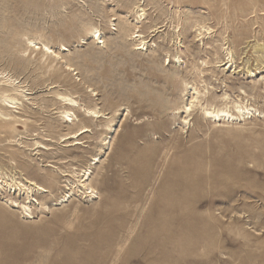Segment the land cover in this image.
I'll return each mask as SVG.
<instances>
[{"label": "rangeland", "instance_id": "1", "mask_svg": "<svg viewBox=\"0 0 264 264\" xmlns=\"http://www.w3.org/2000/svg\"><path fill=\"white\" fill-rule=\"evenodd\" d=\"M135 4L146 11L136 24ZM202 17L213 27L205 45L187 24ZM134 26L143 49L127 37ZM23 35L63 58L21 52ZM224 36L235 71L217 67ZM254 38L264 43V0H0V90L24 92L16 122L0 117V166L49 190L28 217L24 195L0 189V264H264V67L244 49ZM247 58L255 77L242 69ZM182 80L258 111L215 121L197 109L184 124L173 110ZM56 93L79 102L90 131L78 145L65 133L79 121L62 122ZM94 106L108 119L86 120ZM85 168L94 196L65 187Z\"/></svg>", "mask_w": 264, "mask_h": 264}, {"label": "bare ground", "instance_id": "2", "mask_svg": "<svg viewBox=\"0 0 264 264\" xmlns=\"http://www.w3.org/2000/svg\"><path fill=\"white\" fill-rule=\"evenodd\" d=\"M133 10L136 13V19L134 21L135 24L138 23L139 20L145 18L144 16L146 14V11L144 10L143 7H141L138 4H135V6L133 7ZM212 16H213V12H212ZM205 21H206V17H202L201 19L195 18L194 20H190L187 22L188 28L194 30V33H195L194 37L195 36L198 37L197 38L198 41L199 40L202 41V44L204 45L205 43L203 42V38L205 36H209V34L213 31L212 30L213 27L210 24L209 25L206 24ZM137 27L138 26H134V29L132 31L126 30L127 31L126 34H127V37L130 36V39H132V41L133 40L135 41L134 46L136 47V49H143L146 46L147 41L138 32L139 29H136ZM86 31L89 35H91V38L97 41V42L95 41L96 43L98 44L104 43V41L101 40V37H100L101 32L98 27H95L92 25L86 28ZM22 39H23L24 49L21 50V52L27 51V50L34 52L35 50H37L38 53L40 54V57L47 58L48 56L52 54L53 59H55L54 57L60 58V59L63 58L57 52L52 50L49 43L44 42L35 36L33 37L24 36ZM174 39L176 40L177 43L181 42V39H179L178 34L175 35ZM222 41L223 43L219 45V49L225 55V62L219 63L217 67H223L222 71H225L226 69L228 71L229 70L235 71L238 68V66H236L235 64L236 52H234V50L231 48L228 38H225L224 36L222 37ZM231 43H233V41H231ZM245 44L246 45L244 46V49L249 46L250 48L253 49L254 53L255 52L260 53V54H257L260 58L259 63L256 61V63L254 64V69H260L261 67H264V65L261 66L262 62L264 61V43L258 42L254 38L253 40H246ZM145 49H147V47ZM215 52H216V49L215 47L212 46L209 53H213L216 55ZM173 57H174L173 59H175L174 62H178V63L182 62L180 54H176ZM248 60H249L248 58L244 60V63L242 64V67H243L242 69L244 68L246 69V73L249 74V77H255L256 71L252 67L247 65ZM64 65L70 71L73 70L70 63L67 60H65ZM200 72H203V70H201ZM5 80L11 84L14 82V79L11 78L10 76L5 78ZM261 80H263V77H261ZM256 82L257 81L254 82V88L257 87ZM181 83H183V86H184L181 92L185 91L184 93H182V96L184 97V99L182 100V105L179 107H174L173 110L181 109L180 111L175 112V116L179 114V112L185 114L184 116H182V118H180L182 119V123L184 124L187 123V120L189 116L192 114V111L197 110V109H199L203 117H209L211 119L213 118L215 121H220V120H223V121L225 120L234 121L235 120L236 121V120H240L241 117H244L245 114H250L252 111L256 113V111H258L254 108H251L250 106L243 104L242 102L231 99L229 95L225 92H223L220 95L211 93L209 96H205L203 92L201 93L198 90L197 86L194 83L190 85L186 83L184 80H182ZM261 89L263 91L261 96L263 97V100H264V86ZM90 91L93 92V90H90ZM20 92L22 93L23 91L19 90L18 87L5 88L3 90H0V104L2 105L3 109L7 111L6 114H2L0 112V117L3 118V120L12 121L14 123L16 122L15 118H18V117L14 113L15 111L20 110L23 105L21 98L18 96ZM56 96L59 98L60 101L63 102V107L58 110V116L60 117L62 122L66 123L67 125H71V126L76 125L75 121L76 120L79 121V120H78V116H76L75 114V111L79 107V102L73 99V97L69 95H65V94L61 95L59 93H56ZM216 101H218V103ZM230 108H233L235 111L238 112V114L236 115L233 114L230 111ZM83 112H84L86 120L90 122H94V119L95 120L96 119L100 120L101 118L108 119V118H105V114L97 106H94V108L85 107L83 109ZM109 121L111 120H108L106 122L107 125ZM79 125L80 126L78 127V129H76V131L65 133V135H68V136L66 137L65 135L61 136V137H65V140L73 139V140H67V141L72 142L70 145H78L80 141L78 137L80 136V134L90 131L89 126L85 125L84 123L79 121ZM107 127L108 129H111L110 125ZM105 140L106 138L102 140L104 141L103 144L107 145L108 142ZM36 144H39L37 140L34 142V145ZM43 146L47 147L46 145H43ZM62 172L63 171H61V173ZM71 174L72 176L75 177V180H70L69 178H67L66 179L67 184H65V187L68 186V189L75 187L79 191H82V189H84L83 192L88 193L89 196H94L96 194L95 189L91 186L89 182V178H90L89 168L81 169L80 173L71 171ZM62 176H67V173L66 174L62 173ZM21 179L22 180H18V177L15 176V172H10L9 174H6L5 172H3L2 167L0 166V189H3V190L9 189L14 192H17L19 195H22V196L24 195L23 197L24 200L19 205L21 206L22 211L25 212V214L29 217L32 214L30 202L31 201L36 202L37 203L36 206H38V203H39L35 199V195L47 193L49 192V190H47L39 182H36L34 179L28 176H22ZM65 196L66 195H63L62 198H64ZM13 202L16 203V201H13ZM45 207L47 208V206Z\"/></svg>", "mask_w": 264, "mask_h": 264}]
</instances>
